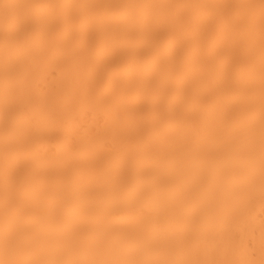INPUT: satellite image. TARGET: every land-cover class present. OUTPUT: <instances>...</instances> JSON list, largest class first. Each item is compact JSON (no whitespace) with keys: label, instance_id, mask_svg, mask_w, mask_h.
Returning a JSON list of instances; mask_svg holds the SVG:
<instances>
[{"label":"bare ground","instance_id":"bare-ground-1","mask_svg":"<svg viewBox=\"0 0 264 264\" xmlns=\"http://www.w3.org/2000/svg\"><path fill=\"white\" fill-rule=\"evenodd\" d=\"M0 264H264V0H0Z\"/></svg>","mask_w":264,"mask_h":264}]
</instances>
